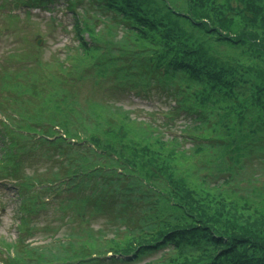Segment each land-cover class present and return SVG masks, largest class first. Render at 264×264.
Returning a JSON list of instances; mask_svg holds the SVG:
<instances>
[{"label": "trees", "instance_id": "obj_1", "mask_svg": "<svg viewBox=\"0 0 264 264\" xmlns=\"http://www.w3.org/2000/svg\"><path fill=\"white\" fill-rule=\"evenodd\" d=\"M63 1L78 44L2 66L0 177L14 181L21 232L46 208L70 211L69 227L41 229L50 236L37 244L0 237V264H264V0ZM97 21L122 30L117 48ZM92 65V91L108 72V90L164 94L166 118L193 120L165 136L97 91L79 97ZM254 162L261 187L244 192L238 171ZM217 171L228 176L212 183Z\"/></svg>", "mask_w": 264, "mask_h": 264}, {"label": "rangeland", "instance_id": "obj_2", "mask_svg": "<svg viewBox=\"0 0 264 264\" xmlns=\"http://www.w3.org/2000/svg\"><path fill=\"white\" fill-rule=\"evenodd\" d=\"M55 1H60L56 2ZM50 3L46 4L47 9L52 10L51 16L48 17V13L45 12L44 8L39 9L33 14L32 16L29 15V17L24 16V11L22 10L19 13L18 18L8 17L5 12L6 10H0V75L3 74L4 69L2 66L8 61L10 62V59H23V62H10V68H16L17 64L22 68L27 65H30L28 61V57H20L12 56L11 53H14V51L25 55V53L28 50V46L31 45V49L33 51H38L39 57L41 59H50L51 55L54 52L58 53L61 57L60 59H63L64 51L63 46L64 44H68L69 46H72L75 44L76 39L73 37L74 31L71 28L72 22H73V14L69 11L68 8L63 7V0H50ZM10 6H7L6 8H9ZM14 12V11H13ZM19 12V11H17ZM58 21L61 22V24H58ZM57 28L55 29L52 28ZM70 28V32L68 31ZM96 31L102 30L103 33L99 37H101L104 42H107V39H109L112 47L117 48L119 45L113 41L114 39H118L121 37L122 30L120 28H116L115 32L114 30L107 31L106 29H100L99 23H97L96 28H94ZM52 32L53 34L49 36V33ZM108 32H114L112 34H109ZM37 38H41L40 42V49L32 47V43L37 40ZM86 41L89 40V37L85 35ZM98 38H96V41L98 42ZM83 41H85L83 39ZM103 44V43H102ZM42 47V48H41ZM119 53L116 52L115 55H118ZM108 55L104 54L101 61L107 60ZM8 60V61H5ZM110 67V66H109ZM71 73H74L73 70H70ZM87 76V78L83 79L82 81H79L76 86H74L73 90L76 92L78 91L80 95L79 97H87L90 96L92 93H96L97 97L95 98L100 100L109 101L113 104L116 103V105H123L125 110H132L133 114L132 116H135L136 118H145L150 119L151 123H153L159 132H162L165 136L173 134H180L179 128H182L184 125L191 123L193 119H191L190 116L186 115L185 113H180L177 115V117L172 119V122L174 121V127H172L171 130H169V127L167 125H164V123H172L170 118H166L164 116V111L170 107V103L165 101L164 94H155L154 92L151 93V98H144L139 99L135 98L131 93H128L126 96H122V94H125V92H115V89L108 90V87L112 86L117 82L118 79L110 76L107 73H105L100 81L102 82L103 87L107 85V89H98V86L93 91L91 90L90 84L89 86V78H92L94 74H96V66H90L89 68L85 69L84 71ZM83 72V73H84ZM8 73V71L6 72ZM14 75V74H13ZM152 84V82H151ZM125 90V89H124ZM126 91V90H125ZM134 97V98H132ZM171 131V132H168ZM193 140H188L185 145L189 146L191 145ZM25 171H32L35 169L36 164L33 163V165H29L25 162ZM33 169L30 170L31 167ZM258 164L256 162L253 163V166L246 168L244 171H238V178H242L243 181L240 183H236V187L244 192L250 191L251 188L254 187H261V179L263 177H253L251 174L259 173ZM207 174V173H205ZM214 175L216 179L213 178ZM210 176V178H209ZM208 178L211 180L212 183L214 182H220L222 179L226 178L228 176L227 171H217L211 173ZM247 178H252L253 182L248 183L246 181ZM257 179L259 182L254 181ZM5 184L3 187L2 183H0V235L9 239L14 238L16 236L15 233V225L17 220H14V210H15V201L13 199V196L11 197V191L8 189L7 186H9V181H3ZM71 207H82L81 205L71 204ZM63 209V208H62ZM66 209V208H65ZM67 214H70V211L63 210H54L53 208H46V209H40L36 215L37 219L34 221V225L38 228H46L47 230L53 229L55 226L58 227L57 230V236H60L61 233L64 234V230L69 227V220L67 218ZM92 221L94 219H91ZM95 224V223H94ZM45 225H48L45 227ZM73 225H76V222H73ZM63 227L60 229V227ZM66 227V228H65ZM65 228V229H64ZM47 233L41 232L40 234L38 232H33L32 236L29 237V239L32 240H38L40 239V235L44 236ZM47 236H50V233L47 234Z\"/></svg>", "mask_w": 264, "mask_h": 264}]
</instances>
